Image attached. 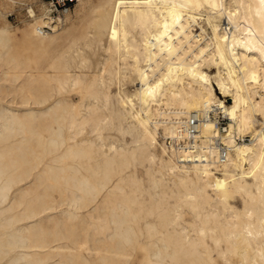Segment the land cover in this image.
I'll return each instance as SVG.
<instances>
[{"label":"bare ground","instance_id":"obj_1","mask_svg":"<svg viewBox=\"0 0 264 264\" xmlns=\"http://www.w3.org/2000/svg\"><path fill=\"white\" fill-rule=\"evenodd\" d=\"M25 3L0 24V264H264V0H108L89 23L77 0L66 28Z\"/></svg>","mask_w":264,"mask_h":264},{"label":"rangeland","instance_id":"obj_2","mask_svg":"<svg viewBox=\"0 0 264 264\" xmlns=\"http://www.w3.org/2000/svg\"><path fill=\"white\" fill-rule=\"evenodd\" d=\"M20 2H17L16 4L14 3L12 6H8L6 7L8 9L5 10V8L3 9V11L5 12V15H0V24H4V22H8L10 25H12L13 27H17L20 26L22 27L24 25V20L25 18L28 17V12H27V5L25 3V0H19ZM39 1V0H38ZM47 1V0H45ZM108 0H86V4H85V8L89 11V15L88 18L85 19L86 22H93L95 20H99V16H98V11L97 9L99 8V6L105 5V3ZM77 3V2H76ZM26 5V6H25ZM36 6V5H35ZM76 8V4L73 6L71 12L73 14V16L71 17L70 20H66L64 22V28L68 27L70 22L77 17V13L75 14V9ZM214 14L216 12L210 9H206V8H201L199 10H195L194 12V18L195 21L192 20L191 22L193 23V27H192V31L193 33L197 34L199 32L202 33V42L205 44L207 43L208 40H210L211 36L213 37V29H212V25L207 17L206 14ZM62 15V14H60ZM64 17V15H62ZM2 18V19H1ZM106 21V22H105ZM104 21V23H106V28H104V31H107L108 23L110 21V18L106 19ZM49 29H47V28ZM45 29L46 30H51V28L49 26H46ZM18 34H20L18 32ZM139 36V34L137 35ZM215 72V69H210V73L211 75H213ZM134 80L136 79V75H133ZM136 81H131V79L127 78L125 80V84L122 85L123 88H125L126 90H128L129 92L133 93L135 91V89L137 88V84ZM213 83L214 86L216 87V92L218 97H220L221 99H223V101H225V103H232L233 100L231 99L230 96H223V93H221V91L217 88V84L215 79L213 78ZM258 117L261 119V115H258ZM217 126L220 127L221 130H225V128L228 125V119L225 118L224 116L221 115L220 117V121L216 123ZM162 131V129H161ZM251 137L247 136L246 139L249 140ZM163 136L160 134V141H163ZM131 264H136L135 263H131Z\"/></svg>","mask_w":264,"mask_h":264},{"label":"built area","instance_id":"obj_3","mask_svg":"<svg viewBox=\"0 0 264 264\" xmlns=\"http://www.w3.org/2000/svg\"><path fill=\"white\" fill-rule=\"evenodd\" d=\"M50 4V14L57 16L60 13H65L72 9L77 0H47Z\"/></svg>","mask_w":264,"mask_h":264}]
</instances>
